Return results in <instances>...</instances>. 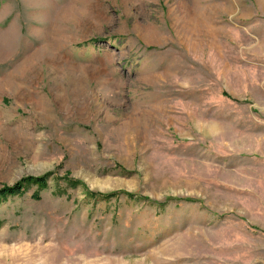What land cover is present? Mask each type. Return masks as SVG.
<instances>
[{
	"label": "rangeland",
	"instance_id": "374dc122",
	"mask_svg": "<svg viewBox=\"0 0 264 264\" xmlns=\"http://www.w3.org/2000/svg\"><path fill=\"white\" fill-rule=\"evenodd\" d=\"M30 175L0 264H264V0H0V187Z\"/></svg>",
	"mask_w": 264,
	"mask_h": 264
},
{
	"label": "trees",
	"instance_id": "16d2710c",
	"mask_svg": "<svg viewBox=\"0 0 264 264\" xmlns=\"http://www.w3.org/2000/svg\"><path fill=\"white\" fill-rule=\"evenodd\" d=\"M28 184H36L39 188H45L47 186V176H27L18 180L13 185H5L0 187V199L9 195L22 194L26 190ZM34 197H39L38 194H34Z\"/></svg>",
	"mask_w": 264,
	"mask_h": 264
}]
</instances>
